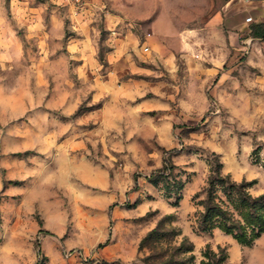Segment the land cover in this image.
I'll return each instance as SVG.
<instances>
[{
	"label": "rangeland",
	"instance_id": "rangeland-1",
	"mask_svg": "<svg viewBox=\"0 0 264 264\" xmlns=\"http://www.w3.org/2000/svg\"><path fill=\"white\" fill-rule=\"evenodd\" d=\"M207 1L0 0V264H264V231L247 244L198 227L219 163L264 190V37L217 86L212 71L186 75L179 52L166 69L149 40L155 16L181 26ZM165 158L176 166L152 182Z\"/></svg>",
	"mask_w": 264,
	"mask_h": 264
},
{
	"label": "crops",
	"instance_id": "crops-1",
	"mask_svg": "<svg viewBox=\"0 0 264 264\" xmlns=\"http://www.w3.org/2000/svg\"><path fill=\"white\" fill-rule=\"evenodd\" d=\"M238 14H240L239 18H237ZM247 15H252V19L247 20ZM188 19L190 22L181 26H177L173 21L163 20L159 16L150 20L149 40L155 46L153 58L159 64L162 63L166 69L175 71L177 70L174 69L175 57L179 52L189 65L185 68L186 75L202 76L204 71H212L217 86L227 77L235 76L238 66L236 62L237 52L248 44L247 40H251L253 47L257 42L261 44V37L253 36L248 30L251 28V22H264V0H208L202 14L197 12ZM11 28L8 27V30H12ZM238 34L244 35L245 38H239ZM209 39L210 42L206 43V51H210L211 55L205 56L206 60L194 57V52L204 47L205 41H209ZM194 62H196V67H192ZM155 82L158 92L166 96L164 87L160 86L162 82H166V79L158 78ZM226 91L230 93L232 87H227ZM169 102L167 96L166 98L156 96L154 101L156 105L161 107L166 106ZM167 121L170 122L171 120L165 115L162 122L167 123ZM185 183L183 196L180 198V206H184L188 210L192 185L195 182L190 179L186 180ZM106 184L109 185L110 183ZM62 225L61 223L60 227ZM183 231L198 246L209 240L206 234L198 233L192 229L191 225L185 226ZM223 234L226 236L223 237L224 240H230L226 235L229 233L223 232ZM108 237L110 241L117 244L115 245L120 248L119 251L127 250L128 247H125L123 236L119 237L112 233ZM216 242H222V239H216ZM9 246L11 245L9 244ZM134 246H131L127 251L133 250ZM236 248L234 245L232 249L234 253Z\"/></svg>",
	"mask_w": 264,
	"mask_h": 264
},
{
	"label": "trees",
	"instance_id": "trees-1",
	"mask_svg": "<svg viewBox=\"0 0 264 264\" xmlns=\"http://www.w3.org/2000/svg\"><path fill=\"white\" fill-rule=\"evenodd\" d=\"M252 30L254 35L264 37V22L254 23ZM220 164L213 168L205 184V196L200 199L203 207L198 215L199 230L212 233L213 228L218 226L240 242L250 244L264 231V190L253 194L249 190L251 180L230 179L228 173H222ZM175 166L165 158L164 163L151 172L150 180L157 182L158 172L163 173L167 168L173 169ZM219 191H222L225 198ZM155 234H161L156 227L149 230L144 240L153 238ZM192 245L190 241L189 247ZM214 254L217 253H213V257ZM222 257L218 256L217 262ZM169 262L161 261V264Z\"/></svg>",
	"mask_w": 264,
	"mask_h": 264
},
{
	"label": "built area",
	"instance_id": "built-area-1",
	"mask_svg": "<svg viewBox=\"0 0 264 264\" xmlns=\"http://www.w3.org/2000/svg\"><path fill=\"white\" fill-rule=\"evenodd\" d=\"M246 19H247V20H251V19H252V15H247V16H246ZM239 36H241V35L239 34ZM244 38H245V37H244ZM148 48H149L148 45H145V46H144V50H147Z\"/></svg>",
	"mask_w": 264,
	"mask_h": 264
}]
</instances>
